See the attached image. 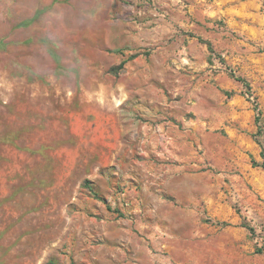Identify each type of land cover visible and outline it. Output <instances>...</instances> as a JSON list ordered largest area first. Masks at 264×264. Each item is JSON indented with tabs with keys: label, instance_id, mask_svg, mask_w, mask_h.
I'll return each instance as SVG.
<instances>
[{
	"label": "rangeland",
	"instance_id": "1",
	"mask_svg": "<svg viewBox=\"0 0 264 264\" xmlns=\"http://www.w3.org/2000/svg\"><path fill=\"white\" fill-rule=\"evenodd\" d=\"M0 264H264V0H0Z\"/></svg>",
	"mask_w": 264,
	"mask_h": 264
},
{
	"label": "crops",
	"instance_id": "2",
	"mask_svg": "<svg viewBox=\"0 0 264 264\" xmlns=\"http://www.w3.org/2000/svg\"><path fill=\"white\" fill-rule=\"evenodd\" d=\"M36 8L30 7V11H32V21L31 23H25L26 19L22 20L18 24H16V28H12L11 33L6 38V42L8 43V51L11 55L15 53H19V51L25 52L28 51L30 54L27 56L28 61L26 65L29 67L31 73H34L38 76H49V81H55V78L62 69H69V66H66L65 63L60 58L59 55L56 54V51L59 52L61 49L65 52L70 51L71 44V35L69 31L63 32V40L54 37H41L38 36L42 26H39L38 20H36V15L33 16ZM34 18V19H33ZM35 20V22H33ZM67 69V70H68ZM67 81V78H64ZM59 86H56L55 90H63L60 87L61 83H58ZM72 129L77 131L74 123H72ZM106 123L103 122L102 125ZM99 130L104 128V126L99 125ZM101 143H105L106 145H111L106 143L105 137L100 138Z\"/></svg>",
	"mask_w": 264,
	"mask_h": 264
},
{
	"label": "trees",
	"instance_id": "3",
	"mask_svg": "<svg viewBox=\"0 0 264 264\" xmlns=\"http://www.w3.org/2000/svg\"><path fill=\"white\" fill-rule=\"evenodd\" d=\"M207 45L209 46L210 50L212 51L211 45L209 43H207ZM260 120H261V118H260V115H259V116H257V122L260 123ZM261 134H262V128H260V130H259V135H261ZM258 143L260 145H262L261 142H258Z\"/></svg>",
	"mask_w": 264,
	"mask_h": 264
}]
</instances>
